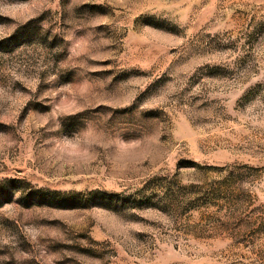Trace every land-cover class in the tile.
I'll use <instances>...</instances> for the list:
<instances>
[{
  "label": "rangeland",
  "instance_id": "obj_1",
  "mask_svg": "<svg viewBox=\"0 0 264 264\" xmlns=\"http://www.w3.org/2000/svg\"><path fill=\"white\" fill-rule=\"evenodd\" d=\"M0 264H264V0H0Z\"/></svg>",
  "mask_w": 264,
  "mask_h": 264
}]
</instances>
